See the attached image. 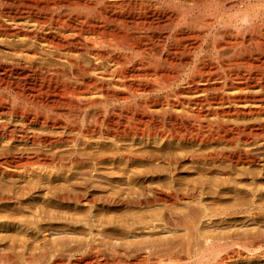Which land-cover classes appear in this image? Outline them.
Here are the masks:
<instances>
[{
	"label": "bare ground",
	"instance_id": "obj_1",
	"mask_svg": "<svg viewBox=\"0 0 264 264\" xmlns=\"http://www.w3.org/2000/svg\"><path fill=\"white\" fill-rule=\"evenodd\" d=\"M262 219L264 0H0L7 264H264Z\"/></svg>",
	"mask_w": 264,
	"mask_h": 264
},
{
	"label": "rangeland",
	"instance_id": "obj_2",
	"mask_svg": "<svg viewBox=\"0 0 264 264\" xmlns=\"http://www.w3.org/2000/svg\"><path fill=\"white\" fill-rule=\"evenodd\" d=\"M20 24L22 23V22H19ZM25 26H28V25H25ZM75 82V81H74ZM75 83H77V82H75ZM184 87V88H183ZM190 86L189 85H187L186 83H185V81H183V82H179V83H177L176 85H174L173 86V88H172V90H174V91H176V89H177V91H181V88H182V90L183 89H188ZM178 89H180V90H178ZM165 92V91H164ZM162 92H159V93H157V94H161ZM237 93L238 92H230V93H226L227 95L229 94L230 96H237ZM197 94V95H196ZM239 94V93H238ZM179 95V96H178ZM175 94L174 95V98H180V99H186V100H191V101H193V100H195L196 98H200L201 96H204V95H206V93H194V92H192V91H190V92H187V91H185V92H182V94L180 93V94ZM181 95V96H180ZM241 120V119H240ZM243 120V119H242ZM235 146V145H234ZM233 146V147H234ZM230 222V223H229ZM229 222H226V223H220V224H215V229L214 228H212V226H210V223H204V225L203 224H201V228H200V232H202V233H200V234H205V233H207L208 231H214L216 234L218 233L219 234V239H220V242L222 243V241H223V243H225L226 241L228 242H230L231 240H236V238H238L239 236L237 235V234H239L240 232H238V231H242V229L240 228V224L239 223H236V222H234L233 221V223H232V221H229ZM261 223H263V224H261L260 223V225H258V226H256V232H255V234L254 235H252L251 237V239H257V237H258V239L260 238V236L262 235V236H264V219H262L261 221H260ZM222 224H224V225H222ZM225 224H226V226H225ZM203 225V226H202ZM220 225L222 226V227H220ZM208 226V227H207ZM210 226V227H209ZM218 226H219V228H218ZM223 226H225V227H223ZM234 228H236V229H234ZM207 229H206V228ZM230 227V228H229ZM237 227H238V229H237ZM233 228V229H232ZM210 229V230H209ZM217 229V230H216ZM219 229V230H218ZM205 230L207 231V232H205ZM221 230V231H220ZM226 230V231H225ZM230 230H232V231H230ZM224 231H225V233H224ZM233 231H235V232H233ZM228 232H231V233H233V234H228ZM237 232V233H236ZM236 233V234H235ZM260 233V234H259ZM217 234V235H218ZM220 234H221V236H220ZM225 234V235H224ZM235 235V236H234ZM237 235V236H236ZM260 235V236H259ZM224 236V237H223ZM228 236V237H227ZM227 239H226V238ZM230 237V238H229ZM222 238V239H221ZM230 240H229V239ZM262 241H264V238H262ZM263 244H262V246H261V248L262 249H264V242H262ZM231 248V249H230ZM229 249H227V250H223V252L221 251L220 252V255H226V254H228V253H231L232 251H236V250H238V246H231ZM0 264H2V261L4 262V263H6V261H8L9 262V260H10V257H9V254H7L8 253V251H7V253H6V250L4 249V247L3 246H0ZM4 250H5V252H4ZM20 250V249H19ZM21 251V250H20ZM241 252H242V250H240ZM3 252V254H1ZM250 253H253L254 251H249ZM224 253V254H223ZM245 253V252H244ZM247 253V252H246ZM4 254H7V255H4ZM14 257V259H15V262L17 263H19V264H27V262L24 260V263H23V261H21V259L22 258H20V257H18V256H16L15 255V253L14 254H12ZM4 257V259H3V257ZM7 256V257H6ZM16 256V257H15ZM176 256H177V258H178V256H179V258L178 259H181V257H183V253L178 249V251H177V254H176ZM9 257V258H8ZM9 260H8V259ZM5 259H7V260H5ZM23 260V259H22ZM72 261V260H71ZM7 262V263H8ZM3 263V264H4ZM6 263V264H7ZM15 263V264H16ZM17 263V264H18ZM40 264H43V262H41ZM64 264H65V262H64ZM67 264V263H66Z\"/></svg>",
	"mask_w": 264,
	"mask_h": 264
}]
</instances>
